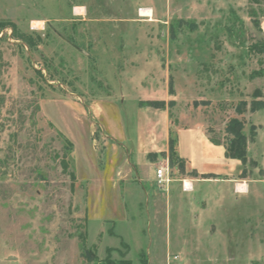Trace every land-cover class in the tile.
<instances>
[{
    "label": "rangeland",
    "instance_id": "obj_1",
    "mask_svg": "<svg viewBox=\"0 0 264 264\" xmlns=\"http://www.w3.org/2000/svg\"><path fill=\"white\" fill-rule=\"evenodd\" d=\"M256 90L264 99V5L0 0V264H264V194L241 207L219 183L181 198L147 184L143 192L125 165L127 217L108 224L88 218L77 167L85 140L97 169L106 164L96 104L174 101V128L201 127L225 143L226 124L241 118L235 106ZM254 113L244 116L249 137ZM180 167L171 166L173 178H186ZM241 212L245 221L233 219Z\"/></svg>",
    "mask_w": 264,
    "mask_h": 264
},
{
    "label": "crops",
    "instance_id": "obj_2",
    "mask_svg": "<svg viewBox=\"0 0 264 264\" xmlns=\"http://www.w3.org/2000/svg\"><path fill=\"white\" fill-rule=\"evenodd\" d=\"M130 104V109H126L123 103L114 102L92 107L108 142L103 170H98L94 165L97 157L95 158L91 141L85 140V145L81 144L83 160H80L77 167L81 173V185H87V190L89 189L91 212L88 218L108 224L123 223L126 220L122 185L130 177L122 176L121 169L125 165L130 167L131 174L136 172L139 182L136 190L139 188L143 192L148 191L142 186L147 184L153 190L157 186L162 191L169 190L181 198L184 194L193 196L199 184L219 183L228 188V192L235 196L234 200L241 207L242 204L247 205L243 201L248 202L263 196L261 189L264 186V109L253 114L252 125H255L257 130L254 140L248 145L249 159L257 163L256 167H245L241 161L227 158L225 148L212 144L201 127H179L178 153L186 178L177 179L173 178L168 161L172 126L169 111L141 106L134 102ZM259 114H262V120L254 122V118ZM131 153L135 162L131 160ZM161 166L165 168L169 178L165 188L158 185L156 176H150L151 170L156 172ZM260 210L261 208L257 211ZM226 217L232 220L230 210ZM233 219L246 220L242 212L237 213Z\"/></svg>",
    "mask_w": 264,
    "mask_h": 264
},
{
    "label": "trees",
    "instance_id": "obj_3",
    "mask_svg": "<svg viewBox=\"0 0 264 264\" xmlns=\"http://www.w3.org/2000/svg\"><path fill=\"white\" fill-rule=\"evenodd\" d=\"M249 1L252 5L258 8H261L264 5V0H249ZM253 15L255 17H258L257 11H254ZM256 25L259 26V23L256 22ZM15 33L16 30H14V34ZM17 39L20 42L27 43L29 46L32 45V43L28 42V37L26 36L19 35ZM253 50L261 52L263 51V47L260 49V46L259 47L254 46ZM258 76H259L258 73H252L251 78L253 79ZM139 104L141 106H147L155 109H163L169 111V116L172 122L170 135H169V155H168L169 166L171 167L176 162L181 163V167L179 171L180 173L183 174L185 170L178 153V142H179L178 131L177 128H174V126H177L178 122L176 120H173V114L171 112V108L172 106L175 105V102L171 101L167 106L165 101L141 100L139 101ZM197 104L198 102L196 101L195 105ZM202 104L207 105L209 104V102L203 101ZM262 109H264V99L261 96V92L256 90L251 96V102H248L246 99H242L235 106L236 113L241 118L232 117L229 120V122L226 124L225 132L227 136L225 143H222L221 141H217L216 139H210L211 143L216 146H223L225 148L226 151L225 155L227 158L239 160L245 165V167L246 166L256 167L257 163L249 159V152H248V145L254 140L256 136V132L252 133V129H251L250 137L248 136V134L246 133V119L244 116H246L249 111L254 113ZM64 142L66 145V151L73 148V144L66 138H64ZM61 163L64 169L67 170L69 163L67 161L66 153ZM71 176L73 177L74 175L71 174ZM104 264H118V263H116L114 260H112L109 257L104 260Z\"/></svg>",
    "mask_w": 264,
    "mask_h": 264
},
{
    "label": "built area",
    "instance_id": "obj_4",
    "mask_svg": "<svg viewBox=\"0 0 264 264\" xmlns=\"http://www.w3.org/2000/svg\"><path fill=\"white\" fill-rule=\"evenodd\" d=\"M156 177L157 183L160 187H164L169 182V178L167 177L166 170L163 166L157 169Z\"/></svg>",
    "mask_w": 264,
    "mask_h": 264
},
{
    "label": "bare ground",
    "instance_id": "obj_5",
    "mask_svg": "<svg viewBox=\"0 0 264 264\" xmlns=\"http://www.w3.org/2000/svg\"><path fill=\"white\" fill-rule=\"evenodd\" d=\"M141 15L142 16H147V17H151V10H142L141 11ZM37 23V22H36Z\"/></svg>",
    "mask_w": 264,
    "mask_h": 264
},
{
    "label": "water",
    "instance_id": "obj_6",
    "mask_svg": "<svg viewBox=\"0 0 264 264\" xmlns=\"http://www.w3.org/2000/svg\"><path fill=\"white\" fill-rule=\"evenodd\" d=\"M14 259H15V258H12V257H10L8 260H10V261H11V260H14Z\"/></svg>",
    "mask_w": 264,
    "mask_h": 264
}]
</instances>
